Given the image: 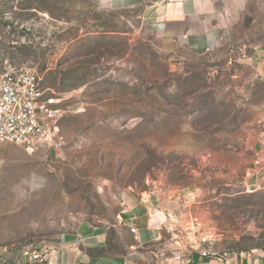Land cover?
Listing matches in <instances>:
<instances>
[{
    "label": "rangeland",
    "instance_id": "obj_1",
    "mask_svg": "<svg viewBox=\"0 0 264 264\" xmlns=\"http://www.w3.org/2000/svg\"><path fill=\"white\" fill-rule=\"evenodd\" d=\"M115 1L0 0V52L36 70L67 139L0 145V253L104 231L126 254L119 216L152 196L169 218L153 264L195 242L264 264V0H221L223 36L204 50Z\"/></svg>",
    "mask_w": 264,
    "mask_h": 264
},
{
    "label": "crops",
    "instance_id": "obj_2",
    "mask_svg": "<svg viewBox=\"0 0 264 264\" xmlns=\"http://www.w3.org/2000/svg\"><path fill=\"white\" fill-rule=\"evenodd\" d=\"M116 7H143L153 26L171 38L185 42L191 48L204 50L218 44L222 35L221 0H116ZM258 70L264 75V50L259 54ZM158 201L147 197L126 202L119 216V226L129 233L131 243H125L126 254L108 253L106 232H87L82 240H67L52 251L50 264H153L156 244L162 241L169 218L154 210ZM83 242V245L81 244ZM182 260L179 264H184ZM256 256L231 255L223 259L192 257L190 264H262ZM22 254L0 253V264H27ZM157 264H160L159 262ZM172 264V263H171ZM178 264V263H176Z\"/></svg>",
    "mask_w": 264,
    "mask_h": 264
},
{
    "label": "built area",
    "instance_id": "obj_3",
    "mask_svg": "<svg viewBox=\"0 0 264 264\" xmlns=\"http://www.w3.org/2000/svg\"><path fill=\"white\" fill-rule=\"evenodd\" d=\"M61 116L58 101L42 90L36 70L10 62L5 53L0 52V145L14 144L31 152L63 149L67 139L59 125ZM262 141L264 146V132ZM197 227L194 222L190 225L194 235L199 232ZM189 250L190 254L186 256L177 255L175 262L179 264L185 258L184 264H190L194 255L209 260L225 257L209 244L195 242ZM51 253L46 249L25 252L24 256L28 259L27 264H50Z\"/></svg>",
    "mask_w": 264,
    "mask_h": 264
}]
</instances>
